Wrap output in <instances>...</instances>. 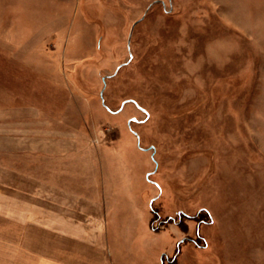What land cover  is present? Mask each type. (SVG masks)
Returning <instances> with one entry per match:
<instances>
[{
	"label": "rangeland",
	"instance_id": "obj_1",
	"mask_svg": "<svg viewBox=\"0 0 264 264\" xmlns=\"http://www.w3.org/2000/svg\"><path fill=\"white\" fill-rule=\"evenodd\" d=\"M225 3L0 0V132L73 149L0 166L113 201L112 264H264V49Z\"/></svg>",
	"mask_w": 264,
	"mask_h": 264
},
{
	"label": "crops",
	"instance_id": "obj_2",
	"mask_svg": "<svg viewBox=\"0 0 264 264\" xmlns=\"http://www.w3.org/2000/svg\"><path fill=\"white\" fill-rule=\"evenodd\" d=\"M224 1L229 8L228 13L221 12L226 28L256 34L252 48L264 49V0H253L249 25L242 24L239 13L232 11L241 8L238 0ZM14 126L2 124L0 141L15 149L27 145L34 154L43 150L45 155L73 150L72 145L65 147L62 142L66 139L61 138L56 148H30L34 143H48L35 138L26 144L23 134L17 136L12 130ZM71 189L0 166V264H112L107 257L109 235L114 233L109 218L110 213L114 219L121 215L116 216L113 201L104 207L94 196L84 198ZM124 206L127 209V203ZM119 233L125 231L121 228Z\"/></svg>",
	"mask_w": 264,
	"mask_h": 264
},
{
	"label": "trees",
	"instance_id": "obj_3",
	"mask_svg": "<svg viewBox=\"0 0 264 264\" xmlns=\"http://www.w3.org/2000/svg\"><path fill=\"white\" fill-rule=\"evenodd\" d=\"M153 213H154V211H153Z\"/></svg>",
	"mask_w": 264,
	"mask_h": 264
}]
</instances>
